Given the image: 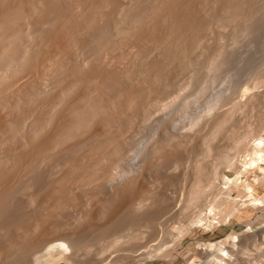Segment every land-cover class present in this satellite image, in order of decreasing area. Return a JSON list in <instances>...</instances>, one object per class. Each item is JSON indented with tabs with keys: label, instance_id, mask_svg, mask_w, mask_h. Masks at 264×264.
Segmentation results:
<instances>
[{
	"label": "rangeland",
	"instance_id": "1",
	"mask_svg": "<svg viewBox=\"0 0 264 264\" xmlns=\"http://www.w3.org/2000/svg\"><path fill=\"white\" fill-rule=\"evenodd\" d=\"M37 1L39 0L35 2ZM44 1L45 0H40L37 3L33 2L36 5L33 4L32 7L34 6L38 10L35 8L33 9L30 5L28 6L29 0H3L4 4H0V14L3 12L6 13V15L8 13L9 15H14L15 13L12 12H16L17 9V12L19 9L20 11L22 10L21 12L23 16H25L24 20L14 21V23L12 22L13 20H11V18L14 17L11 15L9 16L10 19H8V23L11 21V25L15 28L20 24L24 26L22 28L26 26L25 29H27L29 27L30 35L28 37L32 36L33 33L34 35L36 34L35 32H31L36 28L35 25L37 26L40 24L41 26H39L43 28L39 31L41 34L38 33L41 38L36 34L35 36H38V39L35 38L34 35L31 37L32 39L27 37L24 39V42H26V39L34 40L35 42L33 41V44L30 40H28L29 42H26V44L29 43L27 44L29 48L35 45L32 49L34 48L35 52L36 49H38V53L36 52L37 54L35 53V55H33L34 50L32 51L31 48L28 50L24 46L25 51L27 50L29 54L26 53L31 56L30 58L28 57L30 61L27 65L22 67L23 70L18 68L20 71H16L17 75L13 71L16 76L9 72L10 77L6 79L7 82L5 81V85H7L3 87L7 90L3 89L0 94L1 96L5 94L3 99L0 97L1 152H4L10 157L11 160L9 159V163H11L12 159L16 161L18 158V142L21 141L25 146L29 147L26 148L24 146V149H27H25V152L27 151L29 154H26L27 157L24 155V160L22 159L17 168L15 167L16 171L14 168L11 169L13 173L16 172L17 174L30 171L27 167V165L29 166V162L27 161L31 159L33 154V151H30V144H28L29 141L27 137L34 127V107H32V104L26 103L25 97L22 94L28 89V86L31 85V82H33L32 80L36 78H40L45 82L51 81L49 75H47V77L45 75H39L43 70L42 66L45 67L44 65L46 64L43 62H46L51 54L54 53L55 55L62 48L65 42L63 40H74V43L71 45L74 44L75 46L73 47H77L76 50H79L76 51L79 55L78 60L84 69L89 67V65H87L88 59L93 56V47L91 48V45L90 49L92 52H90L91 50L88 49V47H84L85 49H83L81 36L88 35L86 33L88 29L84 26L86 25L84 17L90 18L92 11L91 4L95 0H58V11L61 15H58L59 19L57 18V22L55 18L56 13L47 12L48 9L45 10ZM108 1H106V3ZM113 1L114 4H112L113 2L111 1V4L108 3L105 4V6L113 5V8L116 7V11L124 8L125 10H129H127V12H134L144 7L143 9L146 12L147 9L149 10L150 7L153 6L152 4L161 7H158V9L157 6H155V9H158L155 10L153 6L152 9L156 12H153L152 15V12H150L151 9L148 11V13H150L149 16L147 12L145 14L141 9V13L145 14L144 16L146 17L143 16V18L146 19V21L143 19V24L142 20L141 24L139 22L137 25L136 23L133 24L132 20H126L131 21L130 25L133 24L132 29H134L130 35H119L122 40L118 35H115L112 30H109V36L110 38L112 36V40L115 41L112 43H114L115 46L109 44L101 48L99 51L100 53L98 52V57H101V59H98V61L97 58L93 57L95 60L92 64H94L95 67H101V69L107 71L113 70L118 74L117 77L119 82L122 83V86L127 89L129 87V89L133 90L136 97H132L129 93H125V95L127 94L126 96L122 94V97L119 96L115 102L117 97H114V95L112 96V91L106 89V85L103 88L102 86L99 87V84L103 82L102 76H98V81H95L97 80L95 79L96 77L92 78L89 80L91 83L85 80L79 87V89L81 88L83 90V88L89 86L90 88L88 89L93 92V97L99 98L102 97L100 96L102 94L105 98L109 97L107 99L111 106H109L108 114L110 113L109 117L112 119V126L113 124L115 125L111 127L112 130L114 129L113 131H116V133L118 132L121 137H119V139L121 142L123 141V144H125L123 147L126 146V148L122 149L120 161L113 164H108L106 162L102 163L100 166H98L99 164H94L93 161L96 158V154H88L89 148L86 147L79 156H77L78 160L82 159V168L80 167L77 170L69 167L70 169L67 170V166H60L62 172L60 171L61 173H57L59 175L58 178L68 174V176L66 175L68 179L65 176V178H63L65 181L64 184L75 183L76 185L74 189H71L72 192H65L66 195L63 197L62 201H59L61 197L57 195L53 197L54 199L49 196V198L44 197L47 196L45 195L46 192L39 191L35 187H28L23 194L19 195L23 208L21 206L14 207V209L18 208L17 210H23L24 217L26 216L27 218H23L21 223L17 222L18 225L15 223L12 227L13 232L16 234H20L21 232V236L27 239L29 243H33L34 241L35 243L32 245L37 247L40 246L42 242V244H44V242L46 243L47 240L52 238L56 239L61 237L65 242L68 239L67 242L69 246V243L73 240L81 238L84 243L82 242V245L78 249L70 248L74 252L68 250L67 254H70L68 252L74 253L75 257L73 259H75V262L77 261L78 263L79 261L83 264H108L116 261L118 262H116V264H220L221 262V264H264V238L262 236V231L261 234H259V229L264 222V196L258 195L245 186L246 183L250 185L255 184V189L258 192H264V172H259V164L263 161L258 158L259 149L255 146L256 138L264 133V46L261 47L263 52L261 50L260 54L257 53V59L258 57L259 59L254 63H250L247 57H249L250 51H256V48L249 44L250 33L247 32L248 37H246L245 31L247 30L244 31L242 29L244 28V18H247L250 8L253 5L255 6V4V7H259L264 0H247V5L240 13H238L239 11L237 13H232L235 14V16H232L233 18L230 21H228L226 17L225 19L227 21L223 19L224 14L230 10L227 12L225 11L226 13L224 12V14L223 11L221 12L222 14L217 13L219 11L218 7L221 5V0H217L218 4L220 3L219 6L216 5V0H206L207 2H204L205 0H193V3L191 0L189 4L192 8L188 5L187 1L189 0H186L187 4H185V1L183 2L180 0V3L182 2L190 8L186 10L195 11L197 8V13H199L198 16L201 15L202 21L204 22V25H202V27H204H200V29L202 28L201 30L197 31L198 29H196L199 24L198 22V24H194L196 28L193 25L192 29H190L191 32H193L192 34L189 33L190 30L186 32V37H188V35L190 36L186 38L190 42L187 41L191 43V39L193 38L192 40L194 42L191 44L196 43V41L197 44H195V47L191 45V50L188 49L190 45L185 47V49L187 48V53L190 52L188 54L185 53L187 54L186 57L185 55H181L185 57H181L185 59L183 60L184 62L182 61L184 64L181 62L180 58L179 61L176 59L178 57L173 55V51H170L172 46L177 44L175 35L178 31L176 32L174 29L177 28L182 30L181 28L186 27V22H193V17H188L186 22L185 19H179L181 18L180 11L185 9L181 7L183 9L179 10L180 7H177L179 4L177 1L179 0H165L167 3H172L169 5L167 4L169 7L166 6V2H164V6H161V3L158 4L159 0L155 3L152 0L144 1V3H147H143L144 6L140 5L139 7L137 6L138 3H135L137 1L134 0ZM210 1L213 2L211 3ZM1 2L2 0L0 3ZM22 2H25L24 5ZM193 4L194 7H196L195 9ZM179 5L182 6L183 4ZM110 7L112 8V6ZM110 7H108V10L111 9ZM176 7L177 9L179 8V13L177 12L178 10L176 11L177 14L174 12ZM166 8L167 10L168 8L169 10L170 8L172 11L174 10L173 13L171 12L172 14H170V11H167ZM112 9L109 11L104 9V11H106V14H109L111 11L110 14L113 16L116 14V11L113 14L112 12L114 11H112ZM211 9L215 11L210 12ZM206 10H208L210 14H208V12L206 14ZM27 11L28 14L32 15H28ZM184 11L185 10L181 12L184 13ZM231 12L228 13L230 14ZM203 13H205L207 17ZM191 14L195 15L193 13ZM237 14L239 15L236 17ZM177 15L180 16L178 17ZM249 15L250 14H248V16ZM147 16L149 18H147ZM38 17L41 18V20H39ZM48 17L49 19H47ZM53 19L55 21L52 24ZM206 20L208 23H206ZM123 21L122 25L129 24V22ZM247 22L248 21L245 20L244 26ZM8 23L1 25L7 26ZM101 23H103V19L99 17L93 22L96 28H99V25H102ZM205 23L208 26H206ZM48 25L49 28L46 27ZM140 25H142V28ZM171 25L174 28L171 27ZM139 28L143 30L140 34ZM172 28L174 31H170ZM43 30L46 33V37L41 36L45 35L42 33ZM51 30L53 31L51 32ZM195 30L197 31L196 35L198 37L194 34ZM2 31L8 32V30L3 28L1 29V33H3ZM26 32L28 33V31ZM169 32L175 34L174 37L170 35ZM76 33L77 35H75ZM114 38L117 39L115 40ZM37 40L38 44H34L37 43ZM163 43L166 45L170 44L171 46L166 47ZM26 44L24 43V45ZM80 47H82V49ZM175 47L173 48L175 49ZM233 49L241 51L242 54L239 57L237 66L226 64V58ZM29 51L33 53L30 54ZM83 53L88 58L82 55ZM90 53H92V56ZM102 58L105 60L107 58L106 62L102 60ZM83 60L87 64L84 63ZM100 60L104 62L100 63ZM107 61H109L108 66L106 65ZM168 61L170 62L168 63ZM180 64H183L184 67ZM94 65H92V67H94ZM39 66L42 70L38 68ZM157 68H159V70H157ZM15 69L16 68H14V70ZM39 69L41 72H39ZM155 70L158 72L162 70L161 73L159 72L161 75L163 73L162 76L158 73L161 78L158 77V75L154 77V72H157ZM100 78H102V81ZM100 81L101 83H98ZM96 83H98V86ZM91 85L94 87L97 86L95 89L96 92ZM54 86L55 87H52L54 89L48 88L50 94H55L60 91L59 87L56 85ZM79 89L76 90L77 92L75 91L76 96L75 94L74 98L71 96L69 98L71 100L69 101H74L75 98L78 97L81 91V89ZM6 91H9V93ZM100 92L101 94H99ZM106 93L108 96H106ZM127 96L134 99L133 107L129 109L125 108ZM110 98L112 101L109 100ZM15 102H17V104L19 103L17 108L14 106V104L17 105ZM116 107H120V109ZM111 111H113V113ZM56 120L67 122V119L62 117V115H59ZM114 120L117 121L116 124ZM120 121L122 123H120ZM16 123L18 124L15 126L14 124ZM117 123L119 126H117ZM101 127L102 126L96 122L92 125V129L88 131L87 134L81 133L82 137L79 136V134L78 136L80 138L77 137L78 139L71 140L67 145L76 142V140H85L86 136L90 138L94 131L97 132L101 130ZM115 127L119 128L118 130L121 132V135L126 134L121 136L120 132L117 131ZM120 129H123V132ZM52 130L56 134V130L53 128L51 131ZM101 133H103V131H101ZM125 137L128 139H125ZM90 143L91 142L87 145ZM15 146H17V148ZM15 149L16 152H14ZM11 151L13 152L11 153ZM11 155L14 158H12ZM87 155L90 156L87 157ZM81 156H83V158ZM86 159L91 162L88 163ZM73 162L74 161H72V163ZM93 164L97 167L94 168ZM63 167L65 168L63 169ZM73 170H76L75 172H78L79 175L73 172ZM71 171L75 174H71ZM85 172L87 174H85ZM23 173L21 174L22 176H24ZM81 173L84 174L82 175ZM106 173L108 174L106 175ZM26 175L29 176L28 173ZM27 176L26 178L23 177L25 181L23 179H21V181L26 182V180H28ZM79 176L80 178L82 177L81 179L84 178L83 181L80 179L81 182L80 180L77 182ZM87 176L92 177V179L90 177V179L86 178ZM95 176H97L98 179L97 177L94 178ZM240 177L243 179H240ZM72 179L74 182H72ZM234 181L238 183L235 188ZM76 182L80 184H76ZM82 182L84 183L82 184ZM196 182L200 183V186L198 185L200 189L198 190H202L200 191L201 193H199L200 197L198 195L197 199L192 197L195 191L194 189L197 187L195 186L197 184ZM86 184L88 185L86 186ZM232 189H234L235 193L244 194L242 193L244 191L245 194H249L244 196V201H241L242 204L239 206V211H241V214L243 212V216L239 219L221 220L213 218L212 215L207 212L211 206L222 197H225ZM239 196L241 197V195ZM55 200L57 203H55ZM58 203L61 204L59 205ZM247 204L249 205L248 208L246 207ZM45 207H47V209L50 207V209L47 210ZM54 208L55 210L53 211ZM124 213H126L127 217L130 214L129 219L131 218L130 216H133L132 218L134 219L138 218L135 219L137 221L128 224H126L127 222L121 223L120 221L121 226L119 223H116L118 228L116 226V228L111 226V228L115 230L111 231L110 229V231H108L107 229L110 228V223L113 222V224H115L114 220L117 221V219H121V215L123 216ZM151 216H153V218H151ZM62 219L64 221H62ZM106 227H108L106 229L107 232L103 233L102 231L105 230ZM16 229H18L17 232ZM35 230L37 231L36 233ZM1 231L2 230H0V234L2 233L3 235H0V240L8 239V235L4 234V231ZM23 233H26V235ZM26 236L28 238H26ZM206 259L209 262H207ZM63 263L66 262L64 261Z\"/></svg>",
	"mask_w": 264,
	"mask_h": 264
},
{
	"label": "bare ground",
	"instance_id": "2",
	"mask_svg": "<svg viewBox=\"0 0 264 264\" xmlns=\"http://www.w3.org/2000/svg\"><path fill=\"white\" fill-rule=\"evenodd\" d=\"M1 1V0H0ZM5 1V0H4ZM29 0V3H28V6L30 5V7H32L33 4L39 2H35L36 0ZM86 1V0H85ZM90 1V0H89ZM106 1L108 0H95L91 5L92 7V11H91V16L90 18L88 19L86 16L84 17V21L86 22V25L85 28L88 29L87 30V36H81V43H82V47L83 49H85L86 47H88V49H90V45H91V48L93 47V52L92 50L90 52L93 53V56L91 55L92 53H90V55L92 56L91 58L88 59V64L86 62H83L86 63L87 65H89L88 68H83L78 60V53L76 51H79V50H76L77 47H73L75 46L74 44L71 45L72 43H74V40L70 39H64L63 41L64 44L62 45V48L59 50L55 55L54 53L50 55V57L48 58V60H46V62H43V63H46L43 67L42 65V69L40 68V66L38 68H40L42 70L39 71L41 72L39 76L41 75H45L47 77V75H49L51 77V81L49 80L48 82H45V81H42V79L40 78H36L35 80H32L33 82H31V85L28 86V89L25 90V92L22 94L24 97H25V100H26V103L27 104H32V107H34V111H33V114H34V127L31 129V133L29 131V136L27 137L28 141V144H30V151L33 153L32 156H31V159H29L27 162H29V166L27 165L28 169L30 171H28L27 173L29 174V176H27L26 174L27 173H23L24 176H22L21 174H17L16 172L13 173V169L16 171L15 167L17 168L19 162H21V160L23 159L24 155L26 154H29L27 151L25 152V149L26 148H29L28 146H25V144H23L21 141L18 142V146L19 148H17V146H15L17 148V155H18V158L15 160L12 159L11 163H9V159L10 157L7 156L4 152H1L0 150V230L4 231V234H7L8 235V239H4V240H0V264H62L64 261L66 263H63V264H83L81 262L77 261L75 262V259H73L75 256H74V253L72 252H68L70 254H67V251L70 250V251H73L71 250L72 248L74 249H78L81 245H82V242L84 243L83 239L81 238H76L75 240H73L70 244V246L68 245V242L66 240V242L64 241V239H61L60 238H56V239H50V240H47V242L44 244L41 243L40 246H34L32 245L33 243H35L33 240V243H29V241L27 239H25L23 236H21V232L20 234H16L15 232H13V226L14 224L16 223L18 225L17 222H20L21 223V220L25 217H24V214H23V210L20 211V210H17L18 208L14 209V207L16 206H21V200H20V196L21 194H23L24 191L27 190V188L29 187H35L36 189H38L39 191H44L45 195L47 196H44V197H50V198H53L54 196H58V197H61L59 199V201H62L63 200V197L66 195L65 192H68V191H71V189L75 188V183L72 184V183H66L64 184V179L66 177V175L68 176V174H65L64 176H61L60 178L59 177V173L61 171V168L60 166H67V170L68 169H79L80 167L82 168V164H81V160H78V157L79 154L83 151L84 148L88 147L89 148V151L87 152L88 154L91 153L93 155L96 154V158L95 160L93 161V163L96 165L99 164L98 166H100L102 163H108V164H113V163H116L117 161H120L121 159V154H122V149L126 148L123 147V141L121 142V140L119 139V134L118 132L116 133V131H113L112 130V127H114L115 125L113 124L112 126V123H111V120L110 117H109V114H108V110H109V106H111V104L109 105V101L107 98H105V96L100 95L102 97H99V98H96V97H93L92 95V91L88 88H90L89 86L86 88H83V90L81 89L80 93L78 94V97L75 98L74 101H69L71 99H69L71 96L72 98H74V94H75V91L77 89H79L80 85H82V83L87 80L88 83H91L89 80H91L92 78L96 77L95 81H98L99 77L98 76H102V78H100V80L102 79L103 82L101 83L98 82V83H101L99 84L102 88L106 85V89L112 91V96L114 95V97H117L115 99V102L116 100L118 99L119 96H121L122 94L125 95V93H129L130 96L132 97H136L133 90L128 89L124 86H122V83L119 82V79L117 77L118 74H116L113 70L111 71H107V70H104V69H101L100 68H97V66L95 67L94 64H92V62H94V58H97V61L98 59H101V57H98L99 54L98 52L100 51L101 48H104L105 46L109 45V44H113L112 42H115L113 41L112 39V36L110 38L109 36V30H112L114 32L115 35H120V36H127V35H130L133 31L132 29V25L134 23L141 24V20H142V24H143V19H145L146 17L144 16L146 14V12L148 13V11H150L152 9V7L155 9L157 6L160 7L159 5H154L152 4L150 7V9L148 10L147 7H146V12L143 8H140L139 13L138 11H130V12H127L128 9H120L119 7V11L117 12L115 8H113V5H110L112 6V8L109 6V5H106L105 4H114V1L111 0V1H108L106 3ZM118 1V0H117ZM130 1V0H128ZM127 1V2H128ZM134 1H137L135 3H138L137 6L139 7L140 5L141 6H144L143 3L144 1H147V0H134ZM149 1V0H148ZM155 2H157V0H152ZM173 1V0H172ZM183 2L185 1V4H187L188 2V5H190V1H187L186 0H182ZM195 1V0H194ZM28 2V1H26ZM35 2V3H33ZM111 2V3H110ZM122 2V1H121ZM160 4L161 3V6H164L166 2V6L169 7L168 5L169 4H172L170 2L167 3V1L162 0L158 1ZM179 4H183L184 3H180V0L177 1ZM193 3V0L191 1ZM200 2V1H198ZM202 2V1H201ZM204 2H207L206 0ZM211 2V1H210ZM213 2V1H212ZM211 2V3H212ZM217 4L216 5H220V3L218 4V1L216 0ZM215 2V3H216ZM220 2V1H219ZM23 5L25 2H22ZM58 0H45L44 1V7H45V10L50 11V12H54L53 14L56 13V22H57V18L59 19V16L61 15L58 11ZM72 3V2H71ZM147 3V2H146ZM144 3V4H146ZM174 3V2H173ZM176 3V2H175ZM177 3V4H178ZM195 3V2H194ZM209 3V2H208ZM207 3V4H208ZM0 4H4L3 3V0ZM42 4V3H41ZM66 4V2H65ZM163 4V5H162ZM168 4V5H167ZM178 4L177 7H180L179 10L183 9L181 7H184L185 10L184 13H182L181 10L180 11V15H177L178 17L180 16L181 18L179 19H185V22H186V19L188 20V17H193V22H186V27L185 28H181L182 30L180 29H174L176 30L177 34H171L170 32V35H175V39H176V47L175 46H172V49H170V51H173V55L178 57L176 59H178V61L181 59V62L185 59H182L183 57L181 55H185V57L187 56V54L190 52L189 50H191V45H193L194 47L196 46L195 44H197V41L196 43H193L191 44L192 42H194L191 38V43H189L190 41L186 38L190 37L188 35V37H186V32L189 31L190 29H192V26L194 24H199L197 25L198 27L196 28V25L195 28L198 29L197 31L201 30L203 27L202 25H204V22L202 21V16H198L199 13H197V8L194 7V4H193V7L195 9V11H191V10H186L187 8L190 9L192 8L191 5L188 7L187 5H182L180 6ZM196 4H201V3H196ZM195 4V6H196ZM205 4V3H204ZM36 5V4H35ZM70 5V3H69ZM116 5V4H115ZM114 5V6H115ZM134 5V4H133ZM213 5V4H212ZM247 5V0H221V5L218 7L219 8V11L217 13H221L223 11V14L224 12L228 11V12H231L230 14L227 12H225L226 14H224V17L223 19H226L228 21H230L233 17L232 16H235V14H232V13H240V11L243 10V8ZM253 5V4H252ZM251 5V6H252ZM41 6V5H40ZM165 6V7H166ZM187 6V7H186ZM202 6V5H201ZM200 6V7H201ZM211 6V5H210ZM214 6V5H213ZM256 6V4H255ZM254 5L250 8V11L248 14H250L248 16L247 14V18H244L246 21H248L246 23V25L244 26L245 24V20H244V24H243V27L245 28H242L244 31L246 32V37H248V33H252V30L253 28H257L259 26H261V30L264 32V2L261 3L259 5V7H255ZM258 6V4H257ZM261 6V7H260ZM90 7V6H88ZM87 7V8H88ZM106 7V8H105ZM108 7H110L112 9V12L113 14L115 13L116 11V14H114L112 16L111 11H110V15L109 14H106L105 12L106 11H109L111 9L108 10ZM135 7H136V4H135ZM164 7V8H165ZM172 7V6H171ZM176 7V10L174 11L175 14H177V12L179 13V10L177 9ZM205 7V5H204ZM216 7V6H214ZM15 8V7H14ZM33 9H37L36 7H32ZM69 8V7H68ZM161 8V7H160ZM163 8V9H164ZM9 9V8H8ZM6 9V10H8ZM13 9V8H12ZM30 9V8H29ZM32 9V10H33ZM44 9V8H43ZM91 9V8H90ZM104 9L106 11H104ZM131 9V7H130ZM141 9H142V12L145 13H141ZM154 9H152L150 12H152L151 14L153 15V12H154ZM159 9V8H158ZM158 9H155V10H158ZM205 9V8H204ZM207 9V7H206ZM209 9V8H208ZM215 9V8H214ZM217 9V8H216ZM18 10V9H17ZM14 11L12 13H15L13 15L14 18H11V20H13L12 22L14 21H22L24 20V17L23 14H22V10L17 12ZM38 10V9H37ZM42 10V9H41ZM124 10V11H123ZM144 10V11H143ZM167 10V8H166ZM165 10V11H166ZM169 10V8H168ZM167 10V11H168ZM178 10V11H177ZM202 10V9H201ZM24 11V10H23ZM35 12H38L36 10H34ZM129 11V10H128ZM170 14L173 13V11L171 10L170 8ZM177 11V12H176ZM190 11V12H189ZM200 11V10H199ZM198 11V12H199ZM204 11V10H203ZM215 10L211 9L210 12H213ZM245 11V10H244ZM1 12V11H0ZM5 12V10H4ZM11 12V11H10ZM21 12V13H20ZM40 12V11H39ZM156 12V11H155ZM154 12V13H155ZM172 12V13H171ZM196 12V13H195ZM210 14L208 10H206V14ZM8 13V11H7ZM33 13V12H32ZM108 13V12H107ZM169 13V12H168ZM191 13L195 14V15H192ZM202 13V12H201ZM203 13V14H205ZM215 12V15L217 14ZM25 14V13H24ZM27 14H28V11H27ZM37 14V13H36ZM40 14V13H39ZM42 14V12H41ZM40 14V15H41ZM52 14V13H51ZM150 13H148V16H149ZM202 14V15H203ZM205 14V16H206ZM213 14V13H212ZM218 14V16H219ZM222 14V13H221ZM9 13L6 15V13H1L0 14V94L2 93L3 89L4 90H7L6 88H3L5 87V81L6 79H9L8 77H10L9 75V72L10 73H13V75H15L17 72L16 71H20V69L18 68H21L24 67V65H27L28 62L30 61V55H28L29 53L27 52V50L25 51V48L24 46L29 50L31 48V50L33 51L34 48L32 49V47H34L35 45L32 46L33 44V41L30 40V39H26V42H29L28 40L32 41V44L31 46L32 47H27V43L24 42V39L27 37V38H31L33 37L32 33L30 37H28L30 35V31H29V27L27 29L26 26L25 28H22L24 26H22L21 24L20 25H17L16 28L13 27L11 25V21L8 23V19L9 16ZM30 15V14H28ZM32 15V14H31ZM30 15V16H31ZM40 15H37V16H40ZM59 15V16H58ZM63 15V14H62ZM169 15V14H167ZM214 15V14H213ZM239 14L236 15V17L238 16ZM36 16V15H35ZM104 16V17H103ZM143 16L145 18H143ZM147 16V18H149ZM151 16V15H150ZM176 16V15H175ZM211 16V15H210ZM209 16V17H210ZM217 16V15H216ZM223 16V15H222ZM242 16V15H241ZM29 17V16H28ZM41 17V16H40ZM63 17V16H62ZM74 17V16H72ZM83 17V16H82ZM88 17H89V14H88ZM99 17L100 19H103V23H101L102 25L100 26L99 25V28H96L95 25L93 24V22L95 21V19ZM198 17V18H197ZM201 17V18H200ZM207 17V16H206ZM244 17V16H243ZM246 17V16H245ZM27 18V17H26ZM25 18V20H26ZM39 18V17H38ZM46 18V17H45ZM219 18V17H218ZM43 19V18H42ZM49 19V17L47 18ZM132 20V23L130 25V22L131 21H126V20ZM175 19V18H174ZM191 19V20H192ZM208 19V18H207ZM225 19V20H226ZM235 19V18H234ZM237 19V18H236ZM243 19V18H242ZM39 20H41V18H39ZM64 20V19H63ZM126 21V22H129V24H125V25H122V21ZM149 20V19H148ZM190 20V21H191ZM201 20V21H200ZM204 20V19H203ZM226 20V21H227ZM262 21V23H259V21ZM44 21V19H43ZM52 21V20H51ZM50 21V22H51ZM55 20L53 19L52 21V24ZM61 21V20H59ZM100 21V20H99ZM123 21V22H124ZM136 21V22H135ZM138 21V22H137ZM146 21V19H145ZM184 21V20H182ZM223 21V20H222ZM37 22V21H35ZM48 22V21H47ZM83 22V21H82ZM159 22V21H158ZM237 22V21H236ZM5 23H8L7 26H3L1 24H5ZM15 23V22H14ZM39 23V22H38ZM77 23V22H76ZM146 23V22H145ZM206 23L207 20H206ZM205 23V25H206ZM17 24V23H16ZM51 24V23H50ZM124 24V23H123ZM235 24V23H234ZM242 24V23H240ZM40 25V24H39ZM39 25H35L36 28H34V30H32L31 32H35L36 34L40 33L39 31L41 30L42 27H40ZM83 25V24H82ZM122 25V26H121ZM130 25V26H129ZM174 25V24H173ZM52 26V25H51ZM66 26V25H65ZM64 26V28H65ZM76 26V25H75ZM142 25H140L141 27ZM145 26V25H144ZM175 26V25H174ZM178 26V25H177ZM208 26V25H206ZM34 27V26H33ZM49 28V25L46 26ZM79 27V26H78ZM171 27H173L171 25ZM183 27V26H182ZM200 27H202L200 29ZM5 29V30H8V32H4L2 31L3 33H1V29ZM54 28V27H53ZM136 28V27H135ZM142 28V27H141ZM146 28V27H144ZM174 28V27H173ZM173 28L170 30L172 31ZM179 28V27H178ZM254 28V29H255ZM25 29V30H24ZM36 29V30H35ZM43 29V28H42ZM47 29V28H46ZM60 29V28H59ZM76 29V27H75ZM85 29V30H86ZM148 29V28H147ZM150 29V28H149ZM188 29V30H187ZM31 30V28H30ZM54 30V29H53ZM51 30V32L53 31ZM138 30V28H137ZM140 32H143V30H141L139 28ZM173 30V31H174ZM28 31V33L26 32ZM61 31V30H60ZM65 31V29H64ZM145 31V30H144ZM169 31V30H168ZM196 31V30H195ZM194 31V34L196 35L197 34V31L195 33ZM242 31V30H241ZM42 32V31H41ZM63 32V31H62ZM66 32V31H65ZM112 32V34H113ZM135 32V30H134ZM155 32V31H154ZM248 32V33H247ZM45 35H41V36H45L46 37V33L43 32ZM61 33V32H60ZM70 33V32H69ZM78 33V31H77ZM77 33L75 35H77ZM138 33V32H137ZM151 33V31H150ZM165 33V32H164ZM173 33V32H172ZM189 33H193L191 32V30L189 31ZM199 33V32H198ZM35 34V35H36ZM41 34V33H40ZM40 34H38V36L40 37ZM59 34V33H58ZM67 34V33H66ZM74 34V33H73ZM72 34V35H73ZM145 34V33H144ZM158 34V33H157ZM193 34V35H194ZM34 35V36H35ZM68 35V34H67ZM200 35V33H199ZM261 35L258 37V45L259 46H264V39H261ZM36 37L35 38H39V37ZM74 36V35H73ZM72 36V37H73ZM89 36V37H88ZM119 36V37H120ZM133 36V35H132ZM141 36V35H140ZM144 36V35H143ZM165 36V35H164ZM197 36V35H196ZM48 37V36H47ZM117 37V38H119ZM156 37V36H155ZM198 37V36H197ZM200 37V36H199ZM33 38V39H35ZM41 38V37H40ZM56 38V36H55ZM69 38V37H68ZM74 38V37H73ZM116 38V39H117ZM131 38V37H130ZM142 38V37H141ZM163 38V37H162ZM196 38V37H195ZM32 39V38H31ZM47 39V38H46ZM50 39V38H49ZM75 39V38H74ZM115 39V38H114ZM115 39V40H116ZM121 39V37H120ZM197 39V38H196ZM195 39V40H196ZM23 40V41H22ZM62 40V39H61ZM76 40V39H75ZM119 40V39H118ZM122 40V39H121ZM189 42H188V41ZM77 41V40H76ZM187 41V42H186ZM35 42V41H34ZM37 43H34V44H38V40L36 41ZM162 42V40H161ZM165 42V41H164ZM247 42V41H246ZM24 43L26 45H24ZM31 43V42H30ZM76 43V42H75ZM119 43V41H118ZM248 43V42H247ZM251 43V41H249V44ZM165 44V43H163ZM80 45V44H79ZM96 45V46H95ZM166 45V44H165ZM188 45H190V47L188 48L189 52L187 53V48L185 49V47H187ZM37 46V45H36ZM81 46V45H80ZM112 46V45H111ZM109 46V47H111ZM115 46V45H114ZM170 47L171 45H166V47ZM245 46V44H244ZM247 46V45H246ZM82 47H80L82 49ZM85 47V48H84ZM175 47V49L173 48ZM38 48V47H37ZM75 48V49H74ZM79 48V47H78ZM114 48V47H113ZM193 48V47H192ZM36 49V47H35ZM80 49V50H81ZM30 50V51H31ZM38 49H36V52H37ZM114 50V49H113ZM263 52V49H259L258 51H250V55L249 57H247L249 60H250V63H254L256 62L258 59H257V56L255 57V54L257 55L260 54V52ZM29 51V52H30ZM87 51V49H86ZM103 51V50H102ZM28 54H27V53ZM34 52V53H33ZM33 52H30L33 53V55H35V50ZM81 52V51H80ZM85 52V51H83ZM38 53V52H37ZM36 53V54H37ZM88 53V52H86ZM100 53V52H99ZM103 53V52H102ZM187 53V54H185ZM264 53V52H263ZM178 54V56H177ZM28 55V56H27ZM44 55V54H43ZM82 55H85L84 53ZM95 55V56H94ZM102 55V54H100ZM108 55V54H106ZM241 51H238L237 49H233L228 57L226 58V64L230 65V66H237V62L239 61V57L241 56ZM86 56V55H85ZM113 56V55H112ZM29 57V58H28ZM82 57V56H81ZM84 57V56H83ZM104 57V56H103ZM182 57V58H181ZM184 57V58H185ZM43 58V57H42ZM86 58H88L86 56ZM115 58V57H114ZM121 58V57H120ZM180 58V59H179ZM87 60V59H86ZM85 60V61H86ZM102 60H104L106 62L105 59L102 58ZM96 61V62H97ZM102 61V62H104ZM112 61V59H111ZM110 61V62H111ZM115 61V60H114ZM122 61V60H121ZM225 61V60H224ZM101 60H100V63H102ZM109 61H107V66H108V63ZM170 61H168L169 63ZM172 62V60H171ZM184 62V61H183ZM182 62V63H183ZM98 63V62H97ZM23 66H22V65ZM184 64V63H183ZM182 64V65H183ZM20 65V66H19ZM86 65V66H87ZM92 65H94V67H92ZM100 65V64H98ZM102 65V64H101ZM111 65V64H110ZM120 65V63H119ZM181 65V64H180ZM181 65V66H182ZM16 66V67H14ZM19 66V67H18ZM165 66V65H164ZM163 66V67H164ZM103 67V66H102ZM184 67V65H183ZM14 68H16L14 70ZM105 68V67H104ZM115 68V67H114ZM160 68V67H159ZM159 68H157V70H159ZM165 68V67H164ZM163 68V69H164ZM238 68V67H237ZM23 70V69H22ZM125 70V69H124ZM155 70V71H157ZM15 74H14V72ZM18 71V72H19ZM37 72V71H36ZM38 72V73H39ZM160 73L162 72L159 71ZM158 71L157 72H154V77H156L159 73ZM21 73V72H20ZM19 73V74H20ZM121 73V72H120ZM127 73V72H126ZM159 73V74H160ZM9 75V76H8ZM12 75V74H11ZM17 75V74H16ZM15 75V76H16ZM37 75V73H36ZM121 75V74H120ZM129 75V74H128ZM146 75V74H145ZM163 75V73H162ZM160 74V76H162ZM123 76V75H122ZM151 76V75H150ZM158 75V77H160ZM166 76V75H165ZM7 77V78H6ZM14 77V76H13ZM34 77V76H33ZM49 77V78H50ZM98 77V78H97ZM157 77V78H158ZM161 78V77H160ZM125 80V79H124ZM7 82V81H6ZM11 82V81H10ZM9 82V83H10ZM28 82V81H26ZM170 82V81H169ZM168 82V83H169ZM13 83V82H12ZM29 83V82H28ZM98 83L97 86H98ZM16 84V83H15ZM170 84V83H169ZM172 84V83H171ZM54 85H56L57 87L60 88V91L58 93H52L50 94L49 92V89H54L52 87H55ZM88 85V84H86ZM24 86V85H22ZM78 86V87H77ZM85 86V85H84ZM93 86V85H91ZM95 86V84H94ZM93 86V90H95L97 88ZM16 87V86H15ZM51 87V88H50ZM108 87V88H107ZM13 88V87H12ZM19 88V87H18ZM49 88V89H48ZM77 88V89H76ZM48 89V91H47ZM79 89V90H80ZM92 89V88H91ZM9 90V89H8ZM21 90V89H20ZM56 90V88H55ZM103 90V89H102ZM101 90V91H102ZM10 91V90H9ZM9 91L7 93H9ZM98 91V90H97ZM11 92V91H10ZM14 92V90H13ZM49 92V93H48ZM77 92V91H76ZM96 92V90H95ZM6 93V94H7ZM104 93V92H103ZM108 93V92H107ZM106 93V94H107ZM15 94V93H14ZM101 94V92L99 93ZM98 94V95H99ZM5 95V94H4ZM0 95L1 99H3V96ZM13 95V94H12ZM21 95V96H22ZM97 95V94H95ZM94 95V96H95ZM127 95V94H126ZM125 95V96H126ZM19 96V95H18ZM76 96V94H75ZM108 96V94L106 95ZM7 97V96H6ZM111 97V96H110ZM122 97V96H121ZM124 97V96H123ZM128 97V96H127ZM5 98V97H4ZM11 98V97H9ZM16 98V97H15ZM112 98V97H111ZM109 99L112 101V99ZM114 99V98H113ZM124 100V99H123ZM4 101V100H3ZM5 102V101H4ZM114 102V101H113ZM120 102V101H119ZM122 102V101H121ZM17 104V102H15ZM118 103V102H117ZM1 104H2V101H1ZM26 104V105H27ZM134 104V99L131 98V97H128L125 101V105L126 107L125 108H132ZM136 105V104H135ZM14 106H19V103L17 105L14 104ZM115 106V105H114ZM113 107V106H112ZM117 108V107H116ZM122 108V106H121ZM117 109H120L117 108ZM29 110V109H28ZM20 111V110H19ZM25 111V110H24ZM26 112V111H25ZM113 113V111H111ZM116 113V112H115ZM31 114V113H30ZM32 114V115H33ZM21 115V114H20ZM25 115V114H24ZM59 115H62V117L66 118L67 119V122H62V121H57L56 119L58 118ZM26 116V115H25ZM115 116V114H114ZM31 117V116H30ZM24 118V117H23ZM27 118V117H26ZM29 119V118H28ZM115 119V118H113ZM24 120V119H23ZM62 120V119H61ZM120 120V119H119ZM115 121V120H114ZM18 122V121H17ZM31 122V121H30ZM96 122H98L102 127H101V130L93 133V135L89 138L88 136H86V139L85 140H76V142L74 143H71V144H68L71 140L73 139H78L77 137L81 136V133H86L88 131H90L92 128V125L95 124ZM117 121H115V124H116ZM33 123V122H32ZM114 123V122H113ZM120 123H122L120 121ZM18 123L14 124L15 126L17 125ZM118 124V123H117ZM20 125V124H19ZM55 126V127H54ZM112 126V127H111ZM119 126V124L117 125ZM121 126V125H120ZM14 127V126H13ZM54 130H56V134L54 133V131L51 129L52 128ZM18 128V127H17ZM111 128V129H110ZM117 129V131H119L118 127H115ZM26 129V128H25ZM28 129V128H27ZM5 130V129H4ZM8 130H9V127H8ZM24 130V129H23ZM95 130V129H94ZM97 130V129H96ZM122 130L123 132V129H120ZM11 131V130H10ZM18 131V130H17ZM27 131V130H26ZM101 131H103V133H101ZM25 132V131H24ZM120 132V131H119ZM10 133V132H8ZM12 133V132H11ZM125 133V132H124ZM123 133V134H124ZM15 134V133H14ZM20 134V133H19ZM80 134V135H79ZM126 134V133H125ZM124 134V135H125ZM16 135V134H15ZM23 135V134H22ZM79 135V136H78ZM91 135V134H90ZM89 135V136H90ZM120 135H121V132H120ZM124 135H121V136H124ZM127 136V135H126ZM18 138V137H17ZM25 138V136H24ZM80 138V137H79ZM121 138V137H120ZM7 139V138H6ZM119 139V140H118ZM125 139H128L125 137ZM21 140V139H20ZM24 140V139H23ZM1 141V140H0ZM89 142H91L89 145H87ZM125 142V141H124ZM1 144V143H0ZM15 144V143H14ZM27 144V143H26ZM127 144V143H126ZM2 145V144H1ZM5 146V145H4ZM24 146L26 147L24 149ZM255 146L257 147V149H259V152H258V158L264 162V133H262L260 136H258L255 140ZM10 147V146H9ZM129 147V146H128ZM127 147V149H128ZM2 148V147H1ZM0 148V149H1ZM6 149V148H4ZM10 150V148H9ZM27 150V149H26ZM86 150V149H85ZM6 152V151H5ZM13 151H11L12 153ZM16 152V149L15 151ZM85 152V153H86ZM126 152V151H125ZM124 152V153H125ZM84 153V152H83ZM82 153V154H83ZM86 153V154H87ZM9 154V153H7ZM15 154V153H14ZM13 155V154H12ZM11 155L12 158H14L13 156ZM15 155V156H17ZM90 156V155H89ZM87 155V157H89ZM92 156V155H91ZM27 157V155L25 156ZM83 158V156H81ZM85 157V156H84ZM11 160V159H10ZM24 160V159H23ZM85 160V159H83ZM87 160V159H86ZM14 161V162H13ZM72 161H74L72 163ZM88 161V160H87ZM123 161V160H122ZM13 162V163H12ZM84 162V161H83ZM91 162V161H88V163ZM263 162L259 164V172L260 173H263L264 172V165H263ZM86 163V161H85ZM120 163V162H119ZM21 164V163H20ZM26 164V163H25ZM91 164V163H90ZM93 164V167H97L96 165ZM84 165V163H83ZM116 165V164H115ZM11 166V167H10ZM21 166V165H20ZM86 166V165H85ZM63 167V169L65 168ZM70 167V168H69ZM87 167V166H86ZM85 167V168H86ZM89 167V165H88ZM92 167V166H91ZM90 168V167H89ZM27 169V168H26ZM84 169V168H83ZM96 169H99V168H96ZM19 170V169H18ZM17 170V171H18ZM59 170V171H58ZM86 170V169H85ZM91 170V168H90ZM110 170V169H109ZM12 171V172H10ZM26 171V170H24ZM70 171V170H69ZM76 171V170H75ZM73 170V172H75ZM82 171V169H81ZM87 171V170H86ZM89 171V170H88ZM97 171V170H96ZM102 171V170H101ZM108 171V170H107ZM30 172V173H29ZM62 172V171H61ZM60 172V173H61ZM73 172L71 171V174H73ZM80 172V171H79ZM92 172V171H91ZM20 173V172H19ZM58 173V174H57ZM76 173V172H75ZM74 173V174H75ZM94 173V172H93ZM92 173V174H93ZM101 173V172H100ZM105 173V172H103ZM70 174V175H71ZM73 174V175H74ZM78 174V172L76 173ZM82 175L84 173H81ZM85 174H87L85 172ZM90 174V175H92ZM96 174V173H94ZM108 173H106L107 175ZM27 176V179L26 182H24L25 180L23 179V177L26 178ZM58 175V176H57ZM79 175V174H78ZM93 176V175H92ZM104 176V175H103ZM75 177V176H73ZM78 177V176H77ZM90 177V176H89ZM88 176L86 178L88 179H92V177L89 178ZM97 176H95L94 178H96ZM107 177V176H106ZM67 178V177H66ZM71 178V177H70ZM82 178V177H81ZM80 176H79V179L77 180V182L81 179ZM85 178V179H86ZM94 178H93V181H94ZM100 178V177H99ZM21 179H23L24 181L22 182ZM68 179V178H67ZM84 179V178H83ZM83 179H81L83 181ZM98 179V177H97ZM240 179H243L242 177H240ZM73 180V179H72ZM80 180V182H81ZM97 181V180H96ZM22 182V183H21ZM70 182V181H68ZM74 182V180L72 181ZM76 184H80V183H77ZM86 182V180H85ZM89 182V181H88ZM84 182H82L83 184ZM92 183V181H91ZM197 184L195 186H197L194 190V193H193V196L192 197H195L197 199V196L199 195V193H201L200 191L202 190H198L200 189V187H198V185L200 183L196 182ZM81 184V185H82ZM100 184V183H99ZM237 182L234 181V188L237 186ZM88 184H86L87 186ZM92 185V184H91ZM200 186V185H199ZM245 186L248 188V189H251L252 191L256 192L258 195L260 196H264V192L263 193H260L258 192L256 189H255V184L254 185H250L249 183H246ZM83 187V186H82ZM91 187V186H90ZM89 187V188H90ZM101 188V187H100ZM36 189H33V190H36ZM78 189V188H77ZM33 190H32V194H33ZM31 191V190H30ZM192 191V190H191ZM28 192V191H27ZM38 192V191H36ZM72 192V191H71ZM77 192V191H76ZM43 193V192H42ZM242 193L244 194H240V193H235L234 189H232L230 192L227 193V195L225 197H222L221 199H219V201H217L213 206H211V208L209 209V211L207 212L208 214L212 215L213 218L215 219H239L241 218V216H243V212L241 214V211H239V206L242 204L241 201H244V196H247L249 195L248 193L245 194V192L243 191ZM31 194V195H32ZM234 194V195H233ZM26 195V194H25ZM37 195V194H36ZM68 195V194H67ZM241 195V197L239 196ZM251 195V194H250ZM70 196V194H69ZM72 196V195H71ZM75 196V195H74ZM239 196V198H238ZM31 197V196H30ZM48 197V198H49ZM190 197V198H192ZM200 197V195H199ZM22 198V197H21ZM26 198V197H25ZM78 198V197H77ZM34 199V198H33ZM54 199V198H53ZM193 199V198H192ZM42 200V199H41ZM40 200V201H41ZM46 200V199H45ZM31 201V200H30ZM50 201V200H49ZM49 201H48V204H49ZM56 201V200H55ZM29 202V201H28ZM52 202V201H51ZM32 203V202H31ZM41 203V202H40ZM45 203V202H44ZM57 203V201L55 202ZM66 203V202H65ZM33 204V203H32ZM46 204V203H45ZM59 204V203H58ZM61 204V203H60ZM59 204V205H60ZM67 204V203H66ZM69 204V203H68ZM44 205V204H43ZM52 205V204H51ZM54 205V204H53ZM56 205V204H55ZM32 206V205H30ZM50 206V205H49ZM65 206V205H64ZM22 207V206H21ZM29 207V206H27ZM41 207V206H40ZM44 207V206H42ZM51 207V206H50ZM50 207L48 209H50ZM53 207V206H52ZM60 207V206H58ZM70 207V206H69ZM246 207L248 208L249 205L247 204ZM23 208V207H22ZM38 208V207H37ZM47 209V207H45ZM61 208V207H60ZM39 209V208H38ZM37 209V210H38ZM44 209V208H43ZM47 209V210H48ZM71 209V208H70ZM29 210V209H28ZM55 210V208L53 209V211ZM52 211V213H53ZM29 212V211H28ZM36 212H39V211H36ZM48 212V211H47ZM46 212V213H47ZM60 212V211H59ZM25 213V212H24ZM67 213V212H66ZM153 214V213H152ZM26 215V214H25ZM36 215V214H35ZM56 215V214H55ZM130 215V214H129ZM129 215L127 217L126 213H124V215L122 216L121 215V219H117L114 220V223H110V228L107 229L109 227H106L105 230L107 229L108 231H111L112 230H115L114 228L112 229L111 226H116V223L120 225V221L121 223H134V221L136 222L137 220L135 219H138V218H132L133 216H130L131 218L129 219ZM151 215V214H150ZM28 216V215H27ZM53 216V215H52ZM51 216V217H52ZM154 216V215H153ZM153 216H151V218H153ZM27 218V217H26ZM150 218V217H149ZM44 219V218H43ZM32 220V219H31ZM62 221H64L62 219ZM67 221V220H66ZM65 221V222H66ZM116 221V222H115ZM119 221V222H118ZM125 221V222H124ZM37 222V221H36ZM42 222V221H40ZM70 222V221H69ZM26 223V222H25ZM24 223V224H25ZM39 223V222H38ZM60 224V223H59ZM62 224V223H61ZM68 224V223H66ZM113 224V225H111ZM118 225V226H119ZM35 226V225H34ZM39 226V225H38ZM121 226V225H120ZM40 227V226H39ZM43 227V226H42ZM117 227V226H116ZM115 227V228H116ZM30 228V227H29ZM37 228V227H36ZM57 228V227H56ZM118 228V227H117ZM27 229V228H26ZM41 230V229H40ZM103 230L102 232L106 233L107 230L105 231ZM1 231V232H2ZM18 231V229H16V232ZM22 231V230H20ZM39 231V230H38ZM247 231V230H246ZM23 232V231H22ZM37 231L35 230V233ZM27 233V232H26ZM26 233L24 235H26ZM28 233L30 234V232L28 231ZM42 233V232H41ZM40 233V234H41ZM2 234V233H1ZM0 234V235H1ZM39 234V233H38ZM3 235V234H2ZM5 235V236H7ZM33 235V234H32ZM35 235V234H34ZM29 236V235H27ZM26 236V238H28ZM41 236V235H40ZM263 238H264V235H262ZM29 237H33V236H29ZM79 237V236H78ZM36 238V237H35ZM75 238V237H74ZM30 239V238H29ZM35 240V239H34ZM85 240V239H84ZM28 241V242H27ZM46 241V240H45ZM71 248V249H70ZM191 249V248H190ZM74 252V251H73ZM79 252V251H78ZM189 253V252H188ZM187 253V254H188ZM80 256V255H79ZM83 259V258H82ZM134 260V259H133ZM62 262V263H61ZM117 262V261H116ZM116 262H111V263H108V264H116ZM244 262V261H243ZM118 263V262H117ZM241 264V263H240Z\"/></svg>",
	"mask_w": 264,
	"mask_h": 264
},
{
	"label": "water",
	"instance_id": "3",
	"mask_svg": "<svg viewBox=\"0 0 264 264\" xmlns=\"http://www.w3.org/2000/svg\"><path fill=\"white\" fill-rule=\"evenodd\" d=\"M262 21L260 20L259 23H262ZM254 28L252 30V33L250 32V41H251L250 45L254 46L256 48V50L258 51L263 46H259L257 40H258V37L260 36V34H262L261 39H264V32L261 30V26L255 28V29ZM256 56L257 55L255 54V57Z\"/></svg>",
	"mask_w": 264,
	"mask_h": 264
},
{
	"label": "built area",
	"instance_id": "4",
	"mask_svg": "<svg viewBox=\"0 0 264 264\" xmlns=\"http://www.w3.org/2000/svg\"><path fill=\"white\" fill-rule=\"evenodd\" d=\"M261 231H262V235L264 234V222L262 223V225H261V227H260V229H259V234H261ZM241 256V255H240ZM205 257V256H204ZM206 258V257H205ZM215 260V259H214ZM206 261H207V259H206ZM210 261H213V260H210ZM216 261V260H215ZM207 262H209V261H207ZM218 262V261H217ZM220 263V262H219ZM222 263V262H221ZM220 263V264H221ZM223 264H226V263H223Z\"/></svg>",
	"mask_w": 264,
	"mask_h": 264
}]
</instances>
